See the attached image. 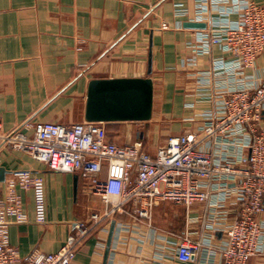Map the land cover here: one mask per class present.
Returning a JSON list of instances; mask_svg holds the SVG:
<instances>
[{"label": "crops", "instance_id": "1", "mask_svg": "<svg viewBox=\"0 0 264 264\" xmlns=\"http://www.w3.org/2000/svg\"><path fill=\"white\" fill-rule=\"evenodd\" d=\"M207 1L211 10L215 2ZM243 1L264 8V0ZM201 2L205 0H0L3 130L10 132L28 122L31 129L22 131L32 135L40 122H85L89 83L94 79L147 77L152 51V120L106 123L108 137L119 144L124 136L134 134L132 138L143 140L147 147L146 133L133 132L134 126L143 125L146 130L154 127L163 136L195 131L203 112L214 105L209 92L199 90L198 73L212 71L214 59H232L219 47L205 55L191 45L196 43L197 30L184 28V23L195 17ZM179 6L189 14L178 15ZM229 19L237 20L235 15ZM193 57H197L198 67H186ZM246 75L254 81L264 77V52ZM157 143L153 138V147ZM153 147L149 148L152 154L156 151ZM0 170V205L16 181L15 192L27 218V223H14L9 228V242L19 251L17 264H26V258L35 251H60L75 222L105 209L101 198L90 193L78 175L54 172L27 153L0 145ZM23 173L32 181L37 177L44 183L43 224L36 221L34 190L18 180ZM235 200L233 197L218 212L209 203L186 208L164 202L154 210L150 226L146 221H136L128 206L126 214H118L113 220L116 229L107 264H183L173 251L174 243L185 234L202 244L200 254L189 264H218L225 237L208 225L212 220L231 223ZM110 228L111 224L97 229L79 248L72 264H104ZM248 264H264V255Z\"/></svg>", "mask_w": 264, "mask_h": 264}, {"label": "built area", "instance_id": "2", "mask_svg": "<svg viewBox=\"0 0 264 264\" xmlns=\"http://www.w3.org/2000/svg\"><path fill=\"white\" fill-rule=\"evenodd\" d=\"M213 2L212 11L207 0L198 4L195 17L188 20L207 26L197 30L196 43L191 45L205 55L219 47L232 59H214L212 71L198 73L199 90L209 92V101H214L213 107L203 112L199 127L170 136L154 154L146 150L143 140L126 145L114 142L108 137L106 123L40 122L28 135L22 131L31 129L28 122L5 132L0 121V145L27 153L54 172L78 175L105 205L88 220L75 222L60 251H35L26 264H72L86 240L97 229L110 225L116 215L126 214L128 206L136 221L150 226L154 210L164 202L186 208L209 203L218 212L233 197L232 222L212 220L208 225L225 237L218 264H248L264 255V77L254 81L246 75L264 52V8L243 0ZM177 11L180 16L189 14L181 6ZM214 13L224 17L214 18ZM230 15L237 20H230ZM185 66L198 67L197 57ZM18 180L34 190L36 221L45 223L42 179L32 181L23 173ZM15 183L0 205V264L19 261L18 249L9 242V228L27 223ZM174 246L173 254L183 264L192 263L202 249L188 234Z\"/></svg>", "mask_w": 264, "mask_h": 264}, {"label": "water", "instance_id": "3", "mask_svg": "<svg viewBox=\"0 0 264 264\" xmlns=\"http://www.w3.org/2000/svg\"><path fill=\"white\" fill-rule=\"evenodd\" d=\"M184 28L204 30L205 23L185 22ZM153 54L145 78L94 79L89 83L85 122L88 123H148L153 118L154 81ZM0 172H3L0 170ZM77 185V177H76ZM116 222L111 223L104 264L108 263Z\"/></svg>", "mask_w": 264, "mask_h": 264}, {"label": "rangeland", "instance_id": "4", "mask_svg": "<svg viewBox=\"0 0 264 264\" xmlns=\"http://www.w3.org/2000/svg\"><path fill=\"white\" fill-rule=\"evenodd\" d=\"M152 128V127H151ZM148 129L146 130L145 126L143 125H139V126H134L133 127V132H137L140 130V132L142 133H146L145 136H146V140H147V143L149 144L147 147H146V150L150 153H152V151H150V146L153 147L152 145V140L153 138H156V140L158 141V143L156 144V146H154L153 148H157L158 146H160L161 144H163L171 135L169 136H163L158 130H155L154 127L152 128V130ZM137 130V131H136ZM134 136V134L132 135ZM132 136H124L123 139L121 140V142L119 143L120 145H125V144H134L136 141L138 140H134L132 138ZM172 136H176L174 134H172ZM148 148V149H147Z\"/></svg>", "mask_w": 264, "mask_h": 264}]
</instances>
